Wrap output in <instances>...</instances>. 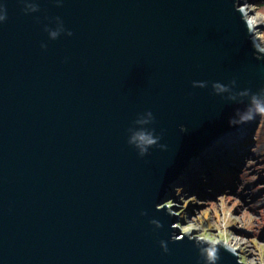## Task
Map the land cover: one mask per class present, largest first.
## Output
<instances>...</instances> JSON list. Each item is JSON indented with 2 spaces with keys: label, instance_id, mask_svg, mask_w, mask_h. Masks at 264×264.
Returning a JSON list of instances; mask_svg holds the SVG:
<instances>
[{
  "label": "water",
  "instance_id": "95a60500",
  "mask_svg": "<svg viewBox=\"0 0 264 264\" xmlns=\"http://www.w3.org/2000/svg\"><path fill=\"white\" fill-rule=\"evenodd\" d=\"M4 2L0 264H198L186 237L160 248L176 218L155 204L188 161L237 128L228 119L242 106L211 82L264 87L233 0H37L30 14ZM57 16L72 35L51 40L44 26ZM149 109L168 148L141 157L127 129ZM220 264L242 263L222 251Z\"/></svg>",
  "mask_w": 264,
  "mask_h": 264
},
{
  "label": "clouds",
  "instance_id": "9594fccd",
  "mask_svg": "<svg viewBox=\"0 0 264 264\" xmlns=\"http://www.w3.org/2000/svg\"><path fill=\"white\" fill-rule=\"evenodd\" d=\"M19 2L25 14L39 11L37 0H19ZM53 2L57 6H61L64 0H53ZM240 2L241 0H233V8L243 14L242 10L238 9V3ZM241 19L246 25V34L252 48L253 57L257 60H264V29L261 28V25H264V8L257 9L247 16L243 14ZM6 20V4L4 0H0V24H3ZM54 20V28L49 27L47 24L44 26L49 39L55 40L62 33H66L68 36L72 35V31L65 28L64 22L59 16L55 17ZM46 47L47 44L41 42V48ZM191 83L194 88H205L209 84L206 80H193ZM236 85V79H232L228 83L218 80L211 82L214 94L242 106L237 107L233 115L229 117V126L239 127L251 125L253 122L257 125L260 122H264V87L253 92L249 88L237 90ZM154 120L153 112L150 109L145 110L143 113L137 114L136 119L127 129V143L134 147L141 157L147 155L153 147H158L161 150H167L168 148L167 144L160 143L163 133H157L156 129L151 126ZM179 128L181 132L187 130L185 124H180ZM251 140L253 141V133ZM259 148L258 144L252 143L250 152H257L260 158L264 159V149L258 152ZM248 157L245 156L243 158V164L238 173L242 183H240L237 190L242 189L248 181L256 179L255 175H248V165L252 163ZM200 167L199 159L193 160L190 164V169H199ZM259 167L264 168V164L259 165ZM201 179L207 183L208 177L201 172ZM261 187H264V185H261ZM207 190L208 192L215 191L212 187ZM197 197H199L198 194L195 192L190 193L186 190L185 184L180 182L179 179L170 186L169 194L166 198L155 204L156 211H165L169 217H176V219L170 221L169 227L171 231L168 240L161 239L159 241L160 248L167 253L170 242H177L186 237L198 251V264H220L222 251L229 252L235 256L238 249L242 253L244 251L242 245L246 246L247 241L240 235L231 232V226L235 224L237 227L246 228L248 231H258L257 224H261L260 217H253L257 224H252L251 222H245L243 216H234L232 209L227 207V201L223 194L218 195L216 201H197ZM227 199L232 200L233 198L228 196ZM190 201L207 203L208 209L200 210L196 214L190 215L185 211ZM238 202L237 200L236 203ZM233 207H235V203ZM209 211L212 212V216H209ZM146 214L145 211L141 212V215ZM261 214L264 216V209H261ZM149 223L154 225L155 229L164 226L160 219L154 217L149 220ZM261 264H264V261H261Z\"/></svg>",
  "mask_w": 264,
  "mask_h": 264
},
{
  "label": "rangeland",
  "instance_id": "374dc122",
  "mask_svg": "<svg viewBox=\"0 0 264 264\" xmlns=\"http://www.w3.org/2000/svg\"><path fill=\"white\" fill-rule=\"evenodd\" d=\"M243 4L241 8L246 10L248 15L257 9L264 8V0H243ZM261 28L264 29V25H261ZM252 133L253 141L251 140ZM242 141L243 144H241ZM252 143L260 146L258 152L264 149V122L257 125L253 122L251 125H247L240 136L232 138L230 149L227 151L215 145L202 151L201 156L197 158L200 160L201 167L190 169L193 160L188 161L182 173L183 177L186 176V181H181L185 184L186 190L198 194L197 201H216L217 196L223 194L227 201V207L232 209L234 216H243L245 222L252 224H257L253 217H260L261 224H257L258 231H248L235 224L231 226V232L240 235L247 241L246 246L242 245L244 248L242 253L239 249L237 250L238 260L242 264H261V261H264V226H261L264 225V216L261 214V209H264V187H261L264 185V168L259 167L264 164V159H261L257 152H250ZM245 156H249L248 159L252 161L248 165V175H255L256 179L248 181L242 189L237 190L242 183L238 173ZM201 172L208 177L207 183L202 181ZM209 187L214 188L215 191L208 192ZM228 196L233 199L228 200ZM237 200L238 203H236ZM234 203L235 207H233ZM206 209H208L207 203L190 201L185 211L194 215L200 210ZM209 216H212L211 211H209Z\"/></svg>",
  "mask_w": 264,
  "mask_h": 264
},
{
  "label": "bare ground",
  "instance_id": "6f19581e",
  "mask_svg": "<svg viewBox=\"0 0 264 264\" xmlns=\"http://www.w3.org/2000/svg\"><path fill=\"white\" fill-rule=\"evenodd\" d=\"M240 5H241L240 9L243 11V14L245 16H247L248 13L246 12V10L241 8L244 5L243 4V0H241ZM246 126L247 125L239 126V127L235 128V129L229 130L228 132L224 133L223 135H221L220 137H218L214 141L215 146H217L218 148H222L224 151H227L228 149H230L232 138L240 136L242 134V132L245 130ZM217 141H218V143H216ZM241 144H243V141L241 142ZM192 160H195V159H192ZM179 179H181L180 182L183 181V180L186 181V176L183 177V174H180L176 178L175 181L177 182Z\"/></svg>",
  "mask_w": 264,
  "mask_h": 264
}]
</instances>
